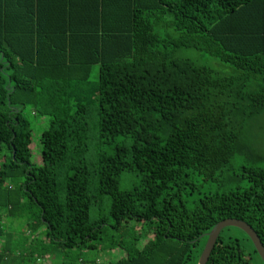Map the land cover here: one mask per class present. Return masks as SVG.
Here are the masks:
<instances>
[{
    "label": "trees",
    "instance_id": "1",
    "mask_svg": "<svg viewBox=\"0 0 264 264\" xmlns=\"http://www.w3.org/2000/svg\"><path fill=\"white\" fill-rule=\"evenodd\" d=\"M183 47L236 73L176 57ZM28 106L49 118L41 165ZM262 114L264 0H0V264L96 248L124 255L65 264H198L228 218L264 244V167L238 163ZM198 178L221 189L200 193ZM207 264L264 262L227 227Z\"/></svg>",
    "mask_w": 264,
    "mask_h": 264
},
{
    "label": "rangeland",
    "instance_id": "2",
    "mask_svg": "<svg viewBox=\"0 0 264 264\" xmlns=\"http://www.w3.org/2000/svg\"><path fill=\"white\" fill-rule=\"evenodd\" d=\"M176 57L180 58H188L192 59L197 63L210 65L216 70L224 73V74H234L236 73L230 66L221 63L217 58L206 54L205 52L198 50L193 47H183L178 49L175 52ZM99 75V65H94L92 69V80L97 81ZM25 116L32 121L33 124V137H32V157L31 161L34 164L41 165L42 162V144H41V134L42 132L49 127V118L47 116H39L38 114L34 113V109L31 106H28L25 111ZM90 123V132H89V152L87 155V160L90 164H92L97 155V143H98V134L99 128L98 124V117L96 115L90 116L89 119ZM247 143L251 148V156L250 158L241 156L238 159V163L243 166H248L249 164L253 163L258 166L264 167V114L260 115L256 119L252 121L249 125L247 130ZM254 161V162H253ZM237 174H241V171L238 167L235 168ZM129 178L127 175L123 177L122 180V187L125 188L126 186V179ZM243 186H246V182L241 181ZM197 185L199 188L200 193L207 192L209 190H217L221 189L218 182L215 183H207L203 181L202 178L197 179ZM199 193V194H200ZM198 194H191L189 196L188 201L190 202L194 198H197ZM5 229L8 232H18L21 233L26 230L25 221L22 219H6L5 220ZM230 233L245 241V236L242 231L238 229H232ZM146 243V241L144 242ZM18 254L19 251L15 250ZM86 258H96L98 257L103 263H108L110 261H116L121 258L124 253L121 250H114L110 251L106 248H96L91 250H72V251H63V250H55L48 258V261L52 264H65V261L68 260V256L71 255L77 257L81 255ZM28 264H41V261H32L28 262Z\"/></svg>",
    "mask_w": 264,
    "mask_h": 264
},
{
    "label": "water",
    "instance_id": "3",
    "mask_svg": "<svg viewBox=\"0 0 264 264\" xmlns=\"http://www.w3.org/2000/svg\"><path fill=\"white\" fill-rule=\"evenodd\" d=\"M227 227H237L245 231L253 241L256 250L258 251L260 257L264 262V244L255 229L244 220L228 218L217 223L214 228L207 234L208 239L198 264H207L222 231Z\"/></svg>",
    "mask_w": 264,
    "mask_h": 264
},
{
    "label": "built area",
    "instance_id": "4",
    "mask_svg": "<svg viewBox=\"0 0 264 264\" xmlns=\"http://www.w3.org/2000/svg\"><path fill=\"white\" fill-rule=\"evenodd\" d=\"M5 244V238L4 237H0V249L3 247V245ZM42 258H38V262L42 261ZM98 262L102 263L101 260H98Z\"/></svg>",
    "mask_w": 264,
    "mask_h": 264
},
{
    "label": "crops",
    "instance_id": "5",
    "mask_svg": "<svg viewBox=\"0 0 264 264\" xmlns=\"http://www.w3.org/2000/svg\"><path fill=\"white\" fill-rule=\"evenodd\" d=\"M5 243H6V241H5ZM5 245V244H4ZM49 256L50 255H47V256H45V257H42V261H41V264H51L49 261H48V258H49ZM98 260H100L99 258H98ZM38 261V260H37ZM52 264H54L53 262H52Z\"/></svg>",
    "mask_w": 264,
    "mask_h": 264
}]
</instances>
